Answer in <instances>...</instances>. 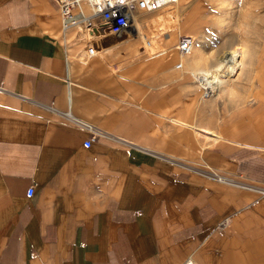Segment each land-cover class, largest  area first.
I'll return each instance as SVG.
<instances>
[{
  "label": "crops",
  "instance_id": "crops-1",
  "mask_svg": "<svg viewBox=\"0 0 264 264\" xmlns=\"http://www.w3.org/2000/svg\"><path fill=\"white\" fill-rule=\"evenodd\" d=\"M162 9L86 59L53 0H0V264H264V57L203 99Z\"/></svg>",
  "mask_w": 264,
  "mask_h": 264
},
{
  "label": "rangeland",
  "instance_id": "rangeland-1",
  "mask_svg": "<svg viewBox=\"0 0 264 264\" xmlns=\"http://www.w3.org/2000/svg\"><path fill=\"white\" fill-rule=\"evenodd\" d=\"M161 12L162 18L173 17L168 24L173 25L174 29L165 35L166 38H175L177 45L180 35L191 34L195 37V45L205 42L206 50L213 54L212 60L218 58L224 50H231L239 42L245 45L248 53L247 66L238 84L249 83L255 66L254 55L257 61L264 57V0H178L177 3L164 7ZM155 14L157 12L147 16L145 20ZM143 33L149 35L146 26ZM73 35L71 33L67 37L70 36L71 39ZM69 39L67 38L68 43L71 41ZM212 60L205 64H212L213 68L224 61ZM184 66L187 70L186 65ZM208 69L200 75H204Z\"/></svg>",
  "mask_w": 264,
  "mask_h": 264
},
{
  "label": "built area",
  "instance_id": "built-area-1",
  "mask_svg": "<svg viewBox=\"0 0 264 264\" xmlns=\"http://www.w3.org/2000/svg\"><path fill=\"white\" fill-rule=\"evenodd\" d=\"M57 7L59 23L62 33H74L84 35V49L86 59L91 58L97 52L95 41L107 35L121 36L138 34V25H142L144 31V19L160 10L166 4H173L175 0H53ZM177 44L181 57L188 56L194 49L195 37L191 34L179 36ZM150 41L146 40V46ZM181 65V62H179ZM114 65V70H117ZM196 79V78H195ZM215 94L212 88L204 87L201 97ZM92 133L86 141L89 145L95 137V130L91 125H85ZM220 180L227 178L213 171ZM33 189H29L31 195ZM264 192V190H263ZM187 264H193L188 260Z\"/></svg>",
  "mask_w": 264,
  "mask_h": 264
},
{
  "label": "bare ground",
  "instance_id": "bare-ground-1",
  "mask_svg": "<svg viewBox=\"0 0 264 264\" xmlns=\"http://www.w3.org/2000/svg\"><path fill=\"white\" fill-rule=\"evenodd\" d=\"M177 2L178 0H175L174 3ZM170 5L172 4H166L161 8L169 7ZM227 54L228 55L225 57L224 61L218 63L213 68L206 70L204 75H200V73L194 70L191 71V74L196 78L198 87H200L201 91H203L204 87H208L212 88L215 91V94H218L222 89L229 88L244 72V69L247 66L246 56L248 54L246 46L243 44L237 45V47L231 49Z\"/></svg>",
  "mask_w": 264,
  "mask_h": 264
}]
</instances>
